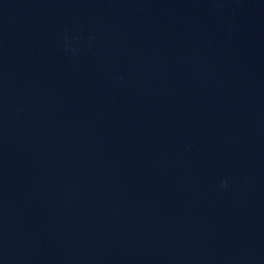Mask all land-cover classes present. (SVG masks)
<instances>
[{
    "label": "water",
    "instance_id": "95a60500",
    "mask_svg": "<svg viewBox=\"0 0 264 264\" xmlns=\"http://www.w3.org/2000/svg\"><path fill=\"white\" fill-rule=\"evenodd\" d=\"M0 264H264V0H0Z\"/></svg>",
    "mask_w": 264,
    "mask_h": 264
}]
</instances>
